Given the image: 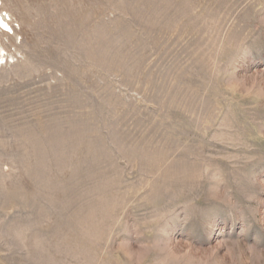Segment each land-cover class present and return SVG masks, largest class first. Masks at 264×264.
Segmentation results:
<instances>
[{"label": "rangeland", "instance_id": "obj_1", "mask_svg": "<svg viewBox=\"0 0 264 264\" xmlns=\"http://www.w3.org/2000/svg\"><path fill=\"white\" fill-rule=\"evenodd\" d=\"M1 1L0 264H264V0Z\"/></svg>", "mask_w": 264, "mask_h": 264}, {"label": "bare ground", "instance_id": "obj_2", "mask_svg": "<svg viewBox=\"0 0 264 264\" xmlns=\"http://www.w3.org/2000/svg\"><path fill=\"white\" fill-rule=\"evenodd\" d=\"M0 4L2 5V1L0 0ZM4 15H7V12L4 14ZM9 18V17H8ZM0 22H1V24H4V25H6L7 26V24H5V22H6V20L4 19V17H2V14L0 13ZM1 27V30H4V31H6V30H8L9 29V27H8V29H6V28H4L2 25H0ZM2 54V53H1ZM2 58L3 57H0V62H1V60H2Z\"/></svg>", "mask_w": 264, "mask_h": 264}]
</instances>
